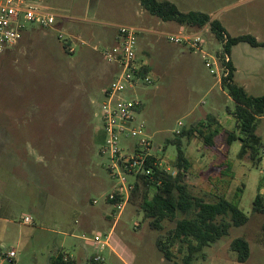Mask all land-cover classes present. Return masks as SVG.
<instances>
[{"label": "rangeland", "instance_id": "rangeland-1", "mask_svg": "<svg viewBox=\"0 0 264 264\" xmlns=\"http://www.w3.org/2000/svg\"><path fill=\"white\" fill-rule=\"evenodd\" d=\"M44 1L58 16L56 25L48 30L30 25L19 47L0 59V128H19L15 131L17 139L30 142L31 154L42 156L47 218L42 219L41 212L19 210L11 224L0 223V264H51L60 253L71 264H92L97 256L104 259L102 264H122L118 255L109 248L100 250L94 241L97 235L105 239L111 225L84 227L79 215L82 201H75L84 198L91 213L113 211V220L118 218L107 197L120 181L110 171V155L101 150L106 139L103 91L116 76V67L104 53L115 44L119 26L144 31L139 35L138 59L148 65L153 81L123 96L143 104L132 126H143L156 150L163 153L166 167L172 168L177 157V147L171 142L180 139L191 163L186 180L193 194L208 202L225 197L249 218L247 225L232 227L227 237L198 254L193 264H241L230 249L237 238H245L250 244L251 257L245 264H264V216L254 211L257 194L264 193V119L257 128L262 138V161L255 165L248 155L240 158L241 142L227 147L228 132L236 124L232 115L235 103L222 87L223 45L210 27L193 30L163 22L136 0ZM176 5L184 13L199 11L214 17L232 37L252 35L264 42V0H180ZM192 33H201L203 51L209 57L188 45L172 44L167 38ZM61 35L64 39L59 38ZM64 40H71L67 49ZM232 56L238 69L235 82L252 96H264V48L241 43L233 48ZM213 58L220 76L211 74L209 62ZM209 115L220 123L212 127L219 128L214 147L207 146L203 136ZM194 128L199 131L191 137L182 136ZM136 143L122 137L119 148L128 151ZM128 181L136 184L139 179ZM49 190L86 191L84 197L63 195L60 203ZM144 192L141 185L139 192L131 194L119 215L116 235L135 253L136 264H173L164 260L157 242H165L174 225L166 222L162 231L151 227V220L141 209ZM155 192L151 188L149 196ZM25 198L33 197L28 194ZM60 214L62 221L55 218ZM26 216L31 218L30 224L24 222ZM11 250L16 252L14 259L6 256ZM173 251L176 260L182 262L177 246Z\"/></svg>", "mask_w": 264, "mask_h": 264}, {"label": "trees", "instance_id": "trees-1", "mask_svg": "<svg viewBox=\"0 0 264 264\" xmlns=\"http://www.w3.org/2000/svg\"><path fill=\"white\" fill-rule=\"evenodd\" d=\"M152 16L163 22H175L181 26L193 30H201L210 27L216 39L223 45L220 54L223 59V67L226 75L222 78V87L235 103L233 118L235 129L228 132L227 147L230 149L235 142H241L239 156H249L253 164H259L262 159L260 150L262 138L257 134L259 121L264 119V96L255 97L246 89L235 82L236 69L230 60L232 50L241 43H247L253 48H264V42L258 41L252 35L232 37L219 20L212 19L210 15L192 11L182 12L178 6L168 0H136ZM68 48V44H65ZM229 58L227 62L226 59ZM149 72V70H147ZM213 124L219 125L218 119L208 116V124L203 125L205 131L204 142L207 146H215V138L219 135V128L212 130ZM199 130L195 128L189 132H183L182 136L191 137ZM171 144L177 147V157L173 165V173H166L159 167L153 168L150 180L146 176L138 177L134 192H139L141 185L145 187L141 209L144 217L151 220L150 225L155 230H164L166 222L174 227L168 232L166 241L159 239L158 250L165 260L173 264H193L197 255L203 253L206 248L215 245L229 235L232 227H242L248 224L249 218L233 201L220 197L217 201L208 202L193 194L187 183V174L191 163L186 155L180 139H175ZM160 183V184H158ZM155 188V194L150 197L149 190ZM254 211L264 216V193L259 192L254 200ZM264 233V224L262 226ZM178 247V253L183 255L182 262L176 260L173 251ZM237 261L245 264L250 260L251 248L245 238H237L230 245ZM92 264H102L91 260ZM51 264H71L60 253ZM74 264V263H72Z\"/></svg>", "mask_w": 264, "mask_h": 264}, {"label": "built area", "instance_id": "built-area-1", "mask_svg": "<svg viewBox=\"0 0 264 264\" xmlns=\"http://www.w3.org/2000/svg\"><path fill=\"white\" fill-rule=\"evenodd\" d=\"M57 18L44 0H0V59L18 48L30 25L48 30L56 25ZM143 32L132 26L117 27L115 44L104 53L108 62L116 67V76L109 88L103 91L106 102L102 105V118L106 139L101 153L110 155L112 160L110 171L120 181V185L107 197L108 204L114 206L117 216L124 211L135 189V182H129L128 178L146 176L152 180L150 174L153 168L159 167L166 173H172L173 170L163 165V153L156 150L154 142L146 135L143 126L139 128L132 126L136 119L135 114L143 106L142 102L123 98L125 94L135 92L141 85L153 84L147 72L148 65L138 59L139 35ZM200 34L167 35V38L172 44L188 45L190 49L207 57L203 51L205 40ZM59 38L64 39L62 35ZM64 41L65 44L71 42ZM70 51L75 52L72 44ZM213 59V62H209L211 74L220 76L218 63L215 58ZM226 61L228 62L229 58ZM222 70L225 76V68ZM122 137L127 140L135 139L137 143L129 146L128 151H124L119 148ZM31 221L30 218L24 219L26 224H30ZM94 241L100 250H105L109 246L108 236L103 239L97 235ZM6 256L14 259L16 252L11 250ZM94 261L103 262V259L97 256Z\"/></svg>", "mask_w": 264, "mask_h": 264}, {"label": "crops", "instance_id": "crops-1", "mask_svg": "<svg viewBox=\"0 0 264 264\" xmlns=\"http://www.w3.org/2000/svg\"><path fill=\"white\" fill-rule=\"evenodd\" d=\"M171 2H176L178 4L180 0ZM211 18L214 19L212 16ZM229 58L236 69V74L238 69L234 64L232 53ZM24 127H20L22 132H24ZM18 129L12 126L0 128V223L6 224H11V218H13L15 213L19 210L41 212L39 214L42 219L47 218L48 193L46 188L47 177L45 166L43 165L44 161L41 160V155L35 156L31 154V150H29L30 142H21L17 139L15 131L19 132ZM18 147H22L24 150L21 151ZM84 191L86 190H49L51 196H55V198L58 199L56 202L59 201L60 203L63 195H80L84 197ZM28 194L33 198L26 199L25 197ZM75 201H77L76 203L82 201L80 205L82 204L83 208L81 212H79L82 225L84 227L99 224L106 226L111 225L109 233L105 234V236L109 238V246L107 248H109L114 255H118V259L122 264H136L138 258L135 253L116 235V228L120 216L114 221L115 215L113 211L112 214H108L105 211H95L91 213L92 208L86 207L84 198H78ZM57 208L58 207L55 205L54 210L56 211ZM58 210H62V207L59 206ZM25 218L29 217L26 216L24 219ZM55 218L62 221L61 214ZM112 222L113 224H111Z\"/></svg>", "mask_w": 264, "mask_h": 264}]
</instances>
